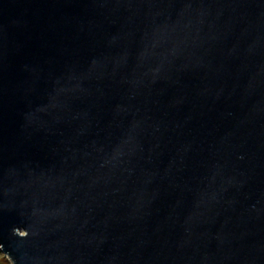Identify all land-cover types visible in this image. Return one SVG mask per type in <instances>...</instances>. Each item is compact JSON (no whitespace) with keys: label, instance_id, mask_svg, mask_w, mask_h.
<instances>
[{"label":"water","instance_id":"95a60500","mask_svg":"<svg viewBox=\"0 0 264 264\" xmlns=\"http://www.w3.org/2000/svg\"><path fill=\"white\" fill-rule=\"evenodd\" d=\"M11 264H264V0H0Z\"/></svg>","mask_w":264,"mask_h":264},{"label":"rangeland","instance_id":"374dc122","mask_svg":"<svg viewBox=\"0 0 264 264\" xmlns=\"http://www.w3.org/2000/svg\"><path fill=\"white\" fill-rule=\"evenodd\" d=\"M0 264H11V261L7 256H5L2 252H0Z\"/></svg>","mask_w":264,"mask_h":264},{"label":"trees","instance_id":"16d2710c","mask_svg":"<svg viewBox=\"0 0 264 264\" xmlns=\"http://www.w3.org/2000/svg\"><path fill=\"white\" fill-rule=\"evenodd\" d=\"M1 254V253H0ZM2 255V254H1Z\"/></svg>","mask_w":264,"mask_h":264}]
</instances>
